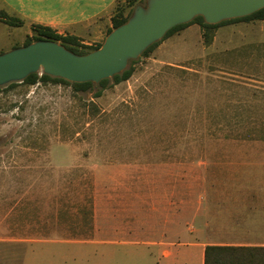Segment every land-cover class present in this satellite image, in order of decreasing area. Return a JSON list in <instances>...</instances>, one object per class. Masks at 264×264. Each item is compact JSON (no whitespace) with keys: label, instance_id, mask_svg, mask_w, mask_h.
Returning a JSON list of instances; mask_svg holds the SVG:
<instances>
[{"label":"rangeland","instance_id":"rangeland-1","mask_svg":"<svg viewBox=\"0 0 264 264\" xmlns=\"http://www.w3.org/2000/svg\"><path fill=\"white\" fill-rule=\"evenodd\" d=\"M114 7L84 45L104 41ZM260 25L217 29L209 46L180 31L99 98L100 88L52 84L0 92V264H155L148 210L163 187L168 212L182 214L186 202L189 231L194 203L209 225L220 209L248 203L249 174L238 167L264 160ZM30 27L0 19V55L23 47Z\"/></svg>","mask_w":264,"mask_h":264},{"label":"crops","instance_id":"crops-1","mask_svg":"<svg viewBox=\"0 0 264 264\" xmlns=\"http://www.w3.org/2000/svg\"><path fill=\"white\" fill-rule=\"evenodd\" d=\"M115 2L116 0H0V5L8 14L22 19L24 25L50 27L58 34L76 36L83 44H87L83 35L89 34L92 23L95 24L94 20L108 11ZM257 22L261 24V28L264 27V20ZM239 23L222 26L216 32L234 30L236 28L234 26ZM110 27L111 25L108 28ZM182 31L184 33L194 31L198 34L199 40L202 39V32L197 24L190 25ZM99 43L101 42L96 44ZM238 168L249 174L247 182L251 186L246 195L249 201L239 203L234 208H224L227 212L220 209L211 225L204 224L205 217L212 216L204 212L202 203L198 205L194 203L189 213L194 225L193 230L189 231L186 228V202H182L184 205L181 208L182 214L180 212L172 214L167 211L164 202L166 198L164 195L170 193L167 189L162 188L161 200L154 197L151 202L152 211L148 210V215L151 214L153 221L149 224L154 228L152 232H147L151 238L147 240L146 245L154 250L150 255L157 254L155 264H203L204 249L207 245L264 247V160L243 164ZM259 173L262 176L255 178L254 175ZM151 190L153 193L158 192V188L155 187ZM134 202L138 203L137 200ZM160 204L163 206L156 208ZM131 225L138 227L139 218L135 217ZM204 226L210 227L207 233L209 238L202 239ZM136 227L132 233L139 235ZM155 227L162 229L156 230Z\"/></svg>","mask_w":264,"mask_h":264},{"label":"water","instance_id":"water-1","mask_svg":"<svg viewBox=\"0 0 264 264\" xmlns=\"http://www.w3.org/2000/svg\"><path fill=\"white\" fill-rule=\"evenodd\" d=\"M264 0H146L113 29L101 47L77 55L53 41H37L0 55V87L45 74L69 83L99 84L122 74L174 27L201 17L207 25L250 16Z\"/></svg>","mask_w":264,"mask_h":264},{"label":"trees","instance_id":"trees-1","mask_svg":"<svg viewBox=\"0 0 264 264\" xmlns=\"http://www.w3.org/2000/svg\"><path fill=\"white\" fill-rule=\"evenodd\" d=\"M145 4V3H144ZM114 13L111 16V27L107 29L106 36L115 28L119 27L120 25L124 24L129 16L131 15L135 6V1L130 0L128 1L127 5H123L116 0L114 3ZM139 5V4H138ZM143 5V4H141ZM127 9L129 11L127 12ZM0 19L4 22L7 26L12 28H20L24 26V21L20 19L16 15H10L6 11H0ZM264 20V8L257 11L256 13L240 18L222 22L218 25H207L204 23L201 17L195 18L190 23L180 25L171 29L165 37L155 43L151 47H149L141 57H148L150 53H152L164 40L170 38L171 36L179 33L180 31L184 30L185 28L189 27L190 25L197 24L202 32V40L205 46H209L214 38L215 31L225 25L239 23V22H253V21H263ZM30 30L32 35L27 36L23 46H27L31 43L37 41H53L59 43L67 50L73 52L77 55H85L90 52H93L99 49L102 43H99L95 46H87L82 43V40L73 35H61L58 34L55 30L50 27L41 26V25H31ZM137 60L131 61L129 63V67L126 71H124L120 75L114 76L112 79H107L101 81L99 84L94 85L90 82L88 83H69L63 79L59 78H52L45 74L37 73L28 76L24 81L21 83H11L4 87H0V92L9 91L17 86H35L38 84L47 85H63L70 87L74 93H87L93 91L95 88H100L97 93L95 94L94 98H99L102 95V92L106 90L110 81L113 82V85H117L121 82H125L131 78L134 73V69L131 67L132 64H135ZM87 107L90 109L96 110V105L92 101L88 102ZM203 264H264V247H237V246H215V245H207L204 249V256H203Z\"/></svg>","mask_w":264,"mask_h":264}]
</instances>
